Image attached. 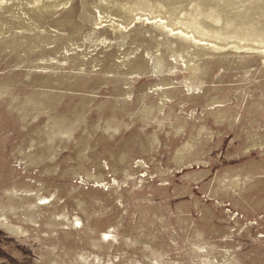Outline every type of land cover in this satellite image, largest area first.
Returning <instances> with one entry per match:
<instances>
[{"label": "rangeland", "instance_id": "1", "mask_svg": "<svg viewBox=\"0 0 264 264\" xmlns=\"http://www.w3.org/2000/svg\"><path fill=\"white\" fill-rule=\"evenodd\" d=\"M133 2L0 0V264H264V2Z\"/></svg>", "mask_w": 264, "mask_h": 264}, {"label": "bare ground", "instance_id": "2", "mask_svg": "<svg viewBox=\"0 0 264 264\" xmlns=\"http://www.w3.org/2000/svg\"><path fill=\"white\" fill-rule=\"evenodd\" d=\"M142 1V0H141ZM262 2H264V0H261ZM133 5L132 6H127V7H124V8H121V9H119V10H122V9H124V10H126V12L127 11H131L130 13H133L135 10H136V8L138 9V8H141V9H145L144 7H145V5H144V7L142 6V5H140V3H139V0H134V2L132 3ZM18 4L17 3H12L11 4V6H17ZM108 8L110 9V11H111V13H113V8H112V5L110 4V5H108ZM146 10H148V11H153L151 8H147ZM6 12H9V8H6ZM129 13V14H130ZM176 23H183V24H186V25H188V23L186 22V21H182L181 19H178L177 21H176ZM258 24H257V26H255L254 27V29H249L248 27H246L245 29H242L241 31H239V32H236L235 34L237 35V37H239V39H242V40H245V41H252V42H256V43H263L264 42V23H263V25L262 24H259L260 22H257ZM188 26H192V24H189ZM195 26V25H194ZM195 28L196 29H199V28H197L196 26H195ZM262 28V29H261ZM5 31V26H4V24H3V22H1L0 21V34L2 33V32H4ZM219 38H224V36H222V37H219ZM185 55V56H184ZM173 56V58L175 59V60H179L178 58H176V56L175 55H172ZM180 56H184L185 58L183 59V63H184V66H185V68H188V70L190 71V74H187L186 76L188 77V80L189 79H191L192 77H195V73H197L198 72V70L199 69H197L198 68V64L196 63V62H194V60L192 59V57L193 56H186V53H183V54H180ZM138 66V67H137ZM136 67H137V69H138V71H139V69H140V65H137ZM153 67V70L154 71H156L157 72V74H158V71L161 73L162 71H161V62L160 61H158V62H155L153 65H152ZM136 68H134V70H135ZM134 70H131V71H133L134 72ZM133 72H131V73H133ZM131 76V75H130ZM144 108V107H143ZM146 109V108H145ZM58 122V121H57ZM48 126L49 127H55V124H53V125H49L48 123H46V125H45V127L46 128H48ZM50 130V129H49ZM56 131V130H55ZM73 131V130H72ZM177 131V130H176ZM72 133V132H71ZM60 134V133H59ZM48 136H49V138L50 139H54V137H55V134H52V132L51 133H48ZM60 136H64V137H66V138H68L69 137V133H68V135H60ZM263 145V144H262ZM188 146V144H185V145H183V147L182 148H179L178 150H177V153L178 154H180L182 151H183V149H185L186 147Z\"/></svg>", "mask_w": 264, "mask_h": 264}]
</instances>
